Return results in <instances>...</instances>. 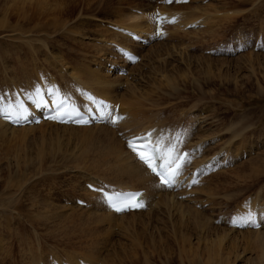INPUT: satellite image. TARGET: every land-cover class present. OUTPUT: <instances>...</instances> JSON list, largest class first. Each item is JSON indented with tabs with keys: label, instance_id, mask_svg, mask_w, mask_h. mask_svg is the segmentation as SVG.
<instances>
[{
	"label": "rangeland",
	"instance_id": "obj_1",
	"mask_svg": "<svg viewBox=\"0 0 264 264\" xmlns=\"http://www.w3.org/2000/svg\"><path fill=\"white\" fill-rule=\"evenodd\" d=\"M37 1L0 0V97L4 99L3 106L4 104L7 105L6 102H8L9 99H11L10 101H12L11 96L13 95L12 93L14 89L12 85H14L15 83L13 81L14 79H16L17 73L20 71V74H23L22 71L29 72L30 68L31 70L34 67V69L40 68L39 72L44 71V74H47V76L49 77L54 75L57 76V73L59 74L61 72L62 74L60 73L57 77L60 76L59 78L61 79L63 76V78H69L70 74L73 76L77 75L78 70L81 68V62H78L76 57H78V59H84L85 57L91 62L90 65L91 69L93 70L98 68V62H105V59L107 58V60H111L110 62H115L117 65H121L123 71L124 69L129 70V68L122 62V60L118 58L119 49L117 44H114L115 41L112 40V38H114L113 34H118V29L121 27L120 25H122L118 23L121 22V20L117 19L118 17L115 14H117L116 12H119V8H122V11H125V13L133 14L135 13V9L133 8H140L139 10H141L142 12L143 7L145 12L152 13L155 10L156 4V1L153 2L152 0H47V2L44 4L41 3L39 0ZM146 4L148 6H146ZM161 4L162 3H160L159 1L157 7L158 5L160 7L164 6L163 4ZM136 6L139 7L137 8ZM147 7H149L150 9H148ZM168 7L175 9L178 8L177 10H183L188 14H194L195 17L197 16L196 18H198V16L201 15L200 12H202V15L198 18L199 20L202 16L207 17L209 15L211 16L210 18L213 17V19H210V22H216L212 25V29L210 31L218 30V32L214 36L210 33L206 34V31H203V28H205L206 26L204 23L202 24V20H204V18H201V20L199 21L201 22V24L197 22L199 25H193L192 28L188 26L189 28L187 27L185 29H188L187 31L180 30L178 26L176 27L175 24H173V26L171 23H169L166 32L167 36L158 38L157 41H149V44L146 46H142V44H140L141 46L135 45L138 50L143 52L142 57L145 56L146 59L141 62L140 58V61L136 64L132 63L130 67L132 68V70L135 71H132V77L137 78L138 76H140L139 72H137V69L134 68V65L139 64L140 67H142L140 71L144 72V74L148 73L150 75L149 79L146 80L149 85L145 88L146 90H148V96L144 100V103L141 104L142 108H144V111H147L148 114H159V117L162 116L160 120L167 122L168 124H170V126L173 125V123L174 125L179 124V126L183 127L181 131H183L188 126L189 119H185L184 117H186L190 113V106H192V104L194 105L195 100L198 101L201 96V94L198 92V86L200 85H202L204 88L203 96L205 97V100L200 104L199 108L196 109H201V111L204 110L206 114L216 113V116H214L217 118L215 119V122L213 124H210L205 129L209 128L211 129L210 132L215 133L213 129H216V131H220L225 127L230 128L229 126L231 125V122H235L238 121V119L244 118V121L242 123V131L247 136L244 135L243 137L241 136L235 139L236 152H238L236 153V156L234 152V155L232 157L234 159H230L231 157L226 158L228 165L226 169L222 170V172H220L219 170V172L214 174L212 171H210L208 173H205L204 176H202L204 178L205 176H208V180L212 184L209 189H214L216 193L211 194L210 198L212 199L203 195H199L201 197L199 201L203 200L205 202H210L212 200H215L219 202V204L216 205L217 207L215 206L213 212L216 215L224 213L227 216L225 221L226 223L223 222L224 225L222 227H225V229H229L228 227L231 226L235 213H237L239 208H242L241 204H243L244 200H246L247 198L251 200L256 199L255 197H258V192L264 195V166L261 165L262 160L256 162L258 163V167L254 163V161L262 154V158L264 159V49H260L262 48V44L264 45V0H191L188 3H183L182 1L181 4L179 2L176 5ZM228 11L233 13L229 14ZM235 11L240 12L238 16H235ZM98 12H100L101 14ZM105 12L110 14H107ZM103 14L109 15V18L102 19V16H105ZM137 14L138 16H140L141 13L137 12ZM152 15L153 14L150 15V18L152 17L151 19L153 20ZM230 16H234L236 18L233 19L232 22L227 21L226 18ZM198 19H196V21ZM83 21L86 23L85 26L88 25L87 27L89 29H86V27L81 24V22ZM88 21L92 23L89 22L87 24ZM228 22H230V24L219 25ZM234 23L238 26L239 29L232 27ZM74 24H78L77 28H75L76 26ZM241 26H245L247 29H243L244 27L242 28ZM83 28L84 30H82ZM85 30L88 32V35H86L87 38H83L84 34L86 33L83 32ZM77 31L79 32L77 33ZM239 32H242L241 35H244V39H238ZM235 33H237L236 36H234ZM102 34L104 36H101ZM71 38L74 41L73 43L71 42ZM197 38H199L200 40ZM201 38L204 39L201 40ZM252 39H254V43L251 42ZM222 41H224V43L222 46L219 47V49L221 51H225V49L230 51L227 53L224 52V54L232 55V53H236L240 48L239 45H243V47H246V49L241 53H237V55H232L229 57H218L214 54H210V50L218 46V44L222 43ZM244 41H247V44H245ZM255 43L257 47L259 46L258 51L255 50ZM47 44H50L52 51L47 48ZM76 45L77 47H75ZM173 46L178 49H171ZM165 47L170 51L166 52V50H164L166 49ZM70 48L75 49H73L74 51H76L74 53L76 54L75 57L70 55ZM154 48L161 49V54H159L160 56L156 57V59H154L153 61L155 64H153L150 59L151 54L153 53L152 49ZM111 52H114V54L110 56ZM181 53L182 56H185V54L191 55V58L193 59L189 63V66L191 65V69H187V71L191 70L189 73V75L191 74L189 76L190 78L183 80L179 79V81H176V83H178L176 86V83L174 84V86H170V83L167 84V82L165 81V78H167L166 74H164L161 70L160 74L158 72L153 73V71L152 73L148 72L152 67L163 68L167 65L170 68V71H173L175 68L185 66L186 62L180 60ZM136 54L138 55V57H140L137 52ZM250 54H254L253 57L255 59V71H251L248 66H246V60H244L243 58L248 57L246 55ZM222 58L229 59L230 61H232L231 63H229V65H226L229 69L232 70L230 71L232 74L236 73V70L233 68L234 64L236 66H243V68H238L239 70L237 69L239 72V74H237V77L239 80L243 81L238 85H245L243 89H240L239 87L236 88L235 86H237V84H235L233 81L232 83H226L231 81H228L226 79V82H224V80L218 78L214 74L217 73L218 70L213 69L212 72H209L206 75L203 73L204 69L202 68V66L203 64H206L208 60ZM196 59H200V61H197ZM54 60L56 61L53 62ZM74 60L77 64L74 62ZM38 61L41 62L43 67ZM36 62L38 65L34 64ZM44 62H48V64ZM198 63L200 64L202 69H200V67L198 69V67L196 66L199 65ZM50 64L51 72L47 73L45 68H48V65ZM20 65L22 66V68ZM28 65H30L29 68L27 67ZM215 65L216 63L214 64V68ZM24 66L28 69H25ZM37 66L39 68H37ZM54 66L56 68H54ZM60 66H63L62 70ZM73 66H75V68ZM112 67L109 68L111 69V71L113 69ZM74 70L77 71V73ZM102 70L105 71V68L102 67ZM33 71L34 70H32V72ZM129 72L123 75V77H127V79H125L126 81L124 80V82L129 81V78H131L129 77ZM29 73H31V71ZM109 73L111 76L113 75L112 72ZM73 76H71V78ZM243 76H251V83L248 84L245 79H241ZM17 77L19 78V73ZM153 81L154 83H152ZM221 81L224 83H222ZM138 82L139 81H137V79L134 80V84ZM129 83L130 81L124 83L125 88L122 87L123 91L129 89ZM10 84L12 86V91H9ZM152 87H154V89ZM157 88L159 90H157ZM236 89H240L241 93H238ZM9 92H11V94ZM207 95H213L214 99L210 98L211 96L208 97ZM26 97L28 99L29 96ZM121 105L122 103L119 104V106ZM181 114H183L182 116L184 117L182 119H179ZM248 115L250 116L249 119L246 118ZM182 121L185 123H183ZM54 127L56 126L54 125L45 127V125H40L37 126L35 129H33L34 127H30L33 129L30 131H21L22 128L0 129V264H13V262L11 261H14L18 264H31L29 261L31 255L34 253L40 254L41 252L43 254V257L55 254L60 258H64L66 255H73V257L76 256L85 259L87 256L85 251L81 249L82 247H80V242L82 241L79 238V235L81 234V232L79 233V231L84 229V226H87L92 221V216L95 215V212L101 214L102 210L96 207L95 209L93 207L90 208L89 206L82 207V210L77 209L74 206L73 200L75 198H84L82 191H80V189H75L77 188L76 186H78V184L80 188L84 187L86 181L83 180V178L81 177H84V175L86 176L89 174L97 176L99 170L93 167V162L91 166H86V168L88 169L87 171L74 170L77 166H73L76 164H74L73 161L75 162L76 158L80 156L83 152H85L86 147L84 144L72 141L68 133L63 132L65 134L64 136L61 131L55 130L58 133L57 134L53 130L55 129ZM14 129L17 130L13 131ZM193 131H195V129H193ZM226 131H223L222 141L219 142V145L221 146H223L226 142L228 143V141L230 140L229 138L231 135L229 134H231V132L227 135ZM55 136H58V140ZM62 136H64V138ZM65 138L67 139V141L64 140ZM61 140L64 142H59ZM243 140H245V144H242L241 148L239 147V142ZM225 145L227 146L228 144ZM245 145L252 148V151L249 148H246ZM76 147H78L77 150ZM73 152H75L76 154H74ZM79 152L80 154H78ZM27 154L28 156H30V158L32 157V160H34V162L38 161L37 159L42 156L43 161L47 163L48 167H46V169L44 170L41 169V171H39L36 165L31 166V162L28 157L26 159H23L25 156H27ZM38 155H40V157ZM20 157L23 159L21 161L22 167L18 170L20 166ZM17 162H19V165H17ZM26 163L27 166H23ZM66 163H68V165ZM68 166L72 167L73 169L69 168ZM81 167L84 168V164L83 166L81 165ZM239 168L241 171L238 170ZM47 170L50 171L48 172ZM11 171H17L18 173H23V175L29 173L30 178L28 177V181L26 182H21V185L26 186V184H30L28 186V191L31 196L36 194L37 196H39L36 198L40 200V202L44 201V203L48 204V208H44L43 210L45 215H47L48 217L39 222L40 226H37L35 224V221H30L32 219L31 216L35 217L36 212L35 209H27L29 208V206L27 205L28 202L26 203L27 198L24 197L22 199L23 202L20 204L19 207L15 209V207L13 206V200L17 197V195L16 197L11 196V198H8L6 196L7 193H10V189L8 190V186L4 183L3 178H5V175L7 176ZM241 172L243 174L245 172L247 176L251 174L254 175H252V177L248 180H240L238 178V175H241ZM91 178L94 177L91 176ZM100 178L101 177L98 175V178H94L93 180H98ZM226 180H233L234 183L230 186L228 184H225ZM197 185H199L197 184V182L192 183L189 188H194ZM189 188L188 190L191 191L192 188ZM4 189H7L8 191ZM238 193L239 197H237ZM234 194L235 201L230 199V196ZM206 199H208L209 201ZM250 204L251 201L249 200L245 202L246 207H249ZM200 207L201 206H195L196 209H199ZM206 207L210 208V204L208 205V203H206L203 206V209H206ZM237 207L239 208L237 209ZM217 208L219 209L217 210ZM4 209H9L10 212H5ZM199 210H201V208ZM147 211L151 213L156 212L157 207L152 206L148 210H146V213ZM159 217L162 218V216L160 215H154V217L128 216V218H126L123 223L117 222V225L114 223V226H111L113 223H111L110 225L108 223L102 224V227L99 226L101 229L99 231V235L103 236L107 232H110L109 235H111L112 237H109V239H111L109 241V244L107 243V248H110V250L114 249L115 252L117 250L121 254V257L124 258L123 262H128L127 264H132L130 263L131 258L128 256L134 255L136 251H143L144 249L148 253V249L146 248L149 246V243H151L152 239H160V236L165 237L166 235L173 236L172 225L169 223L163 225L159 221ZM214 218H216V216ZM214 218L212 217V220L214 221V223H216V220ZM5 223L7 224L5 225ZM81 225L84 226L82 227ZM8 229L11 234H9L10 232L8 231ZM239 231H241L242 233H235L236 237L234 234H232V237L234 238H232L231 244H225L226 251L224 253L225 255H223L222 258L223 261L220 259L219 261H214V263L212 264H262V261L264 260L262 259V254L264 253V239L262 237L264 235H262L260 238V235L248 236L247 231L249 230L247 229ZM113 233H115V235ZM66 234L68 237L66 236ZM76 237L77 239H74ZM68 238L73 240V242ZM196 240V238H192L191 247H196ZM110 242L113 243L110 244ZM123 246H126L127 248V255H125L124 251L121 250ZM174 250L171 252L174 253ZM176 252L177 251H175V253ZM29 254L30 257H28ZM153 255L154 259H152L151 257L150 258L153 261L159 262V264H161V259H163L161 255L159 253H153ZM9 258L11 261L9 260ZM141 258H144V254L143 256L141 255ZM27 259L29 262L27 261ZM21 260H23V262ZM172 264H178L177 258L175 259V261H172Z\"/></svg>",
	"mask_w": 264,
	"mask_h": 264
},
{
	"label": "bare ground",
	"instance_id": "obj_2",
	"mask_svg": "<svg viewBox=\"0 0 264 264\" xmlns=\"http://www.w3.org/2000/svg\"><path fill=\"white\" fill-rule=\"evenodd\" d=\"M39 1L43 4L47 2V0L46 1L39 0ZM159 1H161V0H159ZM159 1H156L154 12H152V13L150 12L151 14H153L152 15L153 20L151 19L152 17L150 18L151 14L145 12L144 7H143L142 12H141V10H139L140 8L139 9L133 8V9H135V13H133V14L125 13V11H122L123 10L122 8H119V12H116L117 14H115V15H117V17H118L117 19L121 20V22H118V20H117V22L122 24V25H120L121 27L118 29V32H117L118 34H113V37L115 39L111 37L112 40L115 41L114 44H117L119 52H121L122 50L132 51L134 53L137 52L140 55L141 62L144 61L146 59V57L145 56L142 57L143 52L138 50L135 46V45L141 46L140 43L138 41H134L130 37V34L135 33V34L141 36L142 38L146 39L147 42L157 41L158 38H162V37L167 36L166 32H167L169 23H171L172 25L175 24L176 27L178 26V28L180 30H185L188 26L192 28L193 25L196 26V24L197 25L201 24V22H199V21L201 20V18H204V20H202V24L204 23L206 27L203 28L204 29L203 31H206V34L210 33L213 36L216 35V33L218 32V30L210 31L212 29V25L216 23L215 21H213L212 23L210 22V19H213V17L210 18L211 16H209V15L207 16L209 18L202 16L199 20L198 18L202 15V12H200L201 15L198 16V18H196L197 16L195 17L194 14H188L187 12H184L183 10L182 11L177 10L178 8L175 9V8L168 7L166 4V1H165L164 6L160 7L158 10V12L160 13L159 15H161L163 17V21L161 22V23H163V25H161V23H160V28L163 27V31H162L161 36L158 35V33H157L158 22L156 21V18L158 17V15L156 16V13H157V4H159ZM108 2H110V1H108ZM43 4H41V5H43ZM148 5H149V3H148ZM148 5L146 4V6H148ZM136 7L138 8L139 6H136ZM147 8L150 9L149 7H147ZM152 8H153V6H152ZM217 11H219V10H217ZM137 12L141 13L140 16H138ZM214 12H216V11H214ZM98 13H100V12H98ZM105 13H107V12H105ZM228 13L232 14L233 12L228 11ZM239 13L240 12L235 11V16H238ZM107 14H110V13H107ZM103 15H105V14H103ZM108 16L109 15L102 16L103 17L102 19L109 18ZM205 18H207V19H205ZM235 18L236 17H234V16H230V17H227L226 20L232 22V20ZM196 19H198V20L196 21ZM89 22L90 21H88L87 24ZM230 22L225 23V24H219V25L230 24ZM90 23H92V22H90ZM246 23H247V21H246ZM81 24L83 26H85L86 23L83 21V22H81ZM74 25L76 26L75 28H77L78 24H74ZM87 26H85L86 29L88 28ZM232 27L239 29L235 23L232 25ZM243 27H242L243 29L246 28L245 26H243ZM82 30H84V28ZM187 30H185V31H187ZM197 30H200V29H197ZM189 31H190V29H189ZM234 31H236V30H234ZM78 32L79 31H77V33ZM83 32H86L85 34L83 33L84 34L83 38L84 37L87 38L86 35H88V32L86 30ZM194 32H193V34H194ZM196 32H198V31H196ZM203 33H205V32H203ZM241 33L242 32H239V38L238 39H244L245 38L244 35H241ZM236 35H237V33H235L234 36H236ZM101 36H104V35L102 34ZM203 36H204V34H203ZM197 39H199V38H197ZM203 39L201 38V40H203ZM231 39H232V36H231ZM89 40H90V38H89ZM102 40H103V38H102ZM110 41H111V39H110ZM71 42L72 43L74 42L72 40V38H71ZM246 42L247 41H244L245 44H247ZM77 45H80V44H77ZM77 45L75 47H77ZM47 48H49V50H51L50 44H47ZM121 48H123V49H121ZM140 48H142V47H140ZM173 48L178 49L174 46L171 49H173ZM70 49H71L70 55L75 57L76 56V54H74L76 52V51H74L75 49L74 48H73L74 50L72 48H70ZM105 50H107V49H105ZM152 50H153V53L151 54L150 59L153 62L154 59H156V57L160 56L159 54H161V51H160L161 49L154 48ZM164 50H166V52L170 51L167 48ZM219 51H221V50L219 49ZM221 52L227 53L230 51L225 49V51L222 50ZM113 54H114V52H111L110 56ZM253 55L254 54H250V55H246L248 57H243L244 60H246V62H245L246 66H248V68L251 71H255V59H254ZM255 57H257V56H255ZM76 58H77L78 62H81L80 63L81 68L78 70V65H77L78 74L74 75V76L70 74L69 78H67V77L63 78L64 76L62 77V75H61L62 79L59 78L60 76L57 77L61 72L59 74L57 73V76L54 75V76L49 77V76H47V74H44V71L39 72L40 68L38 66H37V68H39V69H34L35 65L32 66V67H34V68H32V70H34L33 72L30 68L31 73H29L30 71L29 72L25 71L26 73L24 71H22L23 74H20L21 71L20 72L17 71L19 73V78L17 77L18 73L16 72L17 73L16 79H14V81H13L15 83H14V85H12L14 87L13 93H12L13 95L11 96L12 101H10L11 99H9V101L6 102L7 105L4 104V107L18 108L19 106H23V109H24L23 115L24 116H28L32 112L36 113V111L34 110V104L36 103V97L39 96V92H40L44 97L45 96L46 97L53 96L52 100L54 101L55 106L59 105L66 98L72 97V98L76 99L77 102H79V105L81 108H84L87 111H89L90 109H98L100 111V113L103 115L104 119L107 120L106 124H104V125H95L92 127H74V126H67V125H57L54 123H44L41 126L45 125V127H46V126H54L55 125L56 126V127H54L55 129H53L54 131L56 130V131H61L62 133L63 132L68 133L70 136V139L72 141L85 145V147H86L85 152H83L80 156L77 155L78 157L76 156L77 157L76 161L75 162L73 161L74 164L76 163L73 166H77L76 169H74V170H76V171L77 170H80V171L86 170L87 171L88 169L86 168V166L87 165L91 166L92 162H93V167L95 169L99 170V173H97V176L89 174L86 176L84 175V177H81V178H83V180L86 181V183L84 184V187H81V188L78 184V186H76L77 188H75V189L76 190L80 189V191H82V193L84 195V198H75L74 200L72 199L74 201V202L73 201L72 202L74 203L75 208L82 210L81 209L82 207H80L77 204L78 200H82V201L86 202V204H87L86 206H89L90 208L93 207L94 209H95V207L100 208L103 213L101 212V214H98L95 212L94 213L95 215L92 216V218H93L92 221L87 226L83 225L84 229L79 231V233L81 232V234L79 235L80 237L79 236L78 237L83 242L82 243L79 240V242L81 243L80 247H82L81 249H83L85 251V253L87 254L85 259L79 258L76 256L73 257V255L72 256H70V255L65 256V254H64V256H65L64 258H60V257L56 256L55 254H52L49 256L45 255L46 257H43V254L41 252L40 254L39 253L32 254L31 258L29 260L30 263L31 264H102V263L103 264H127L128 262H123L124 258L121 257V254L117 250L115 252L114 249L110 250V248L109 249L107 248V243L109 244V241L111 239V238L109 239V237L111 236V235H109L110 232H107L103 236L99 235V231L101 230L99 226L102 227V224H106V223H108L109 225L111 223H113L111 226H114V223L117 225V222L123 223L126 220V218H128V216H131V217H140V216H149L150 217V216H152V217H154V215L162 216V218L159 217V221L163 225H165L166 223H169L172 225V227H173V231H172L173 234L172 235L173 236L166 235L165 237L160 236V239H152L151 243H149V246L146 248V249H148V253L145 249L143 251L142 250L136 251L134 255L128 256L131 258L130 263H132V264H159V262L152 260V259H154L153 253H159L161 255V257L163 258V259H161V264H172V261H175L176 258H177L178 264H212V263H214V261H219L220 259L222 260L223 255H225L224 253L226 251L225 250V244L226 243L231 244L232 238H234V237H232V234H234L236 237L237 232H240V233H242V232L237 230V228L233 227L232 226L233 223H231L232 228H231V226H229V227L227 226L229 229H225V227H222L224 225L223 222L226 223L225 221H226L227 216L224 213L219 214L220 215L219 216L213 212L215 206L217 204H219V202H217L215 200H212L210 202H205L203 200L199 201L201 199V197H200L201 195L210 198L211 194L216 193V191L214 189H212V188L209 189L212 186V184L208 180V176L207 177L205 176V178L202 176H204L205 173H208L210 171H212L214 174L219 172V170H220V172H222V170L226 169L227 165H228L226 158L231 157L230 159H232V160L234 159V158H232L234 155V152H235V156H236V153L238 152V151L236 152V144H235L236 140L235 139L238 137H241V136L243 137L244 135H246L242 131L243 130L242 123L244 121V118L238 119V121H235V122H231V125L229 126L230 128L225 127L224 129H221L220 131H216V129L215 130L213 129V131L215 133L210 132L211 129H209V128L205 129L210 124H213L215 122V119H217V118L215 117L216 113L215 114H206L204 110L201 111V109H198V110L196 109V108H199L200 104L202 102H204V100H205V97L203 96L204 95V93H203L204 88L202 85H200V86H198V88H199L198 92L201 94L199 100L198 101L195 100V104L194 105L192 104V106H190L191 107V108H189L190 113L186 117L182 116L183 114H181L180 118L178 117L179 119H182L183 117L185 119H189L188 126H187V128H185L183 130L184 131L183 132V131H181V129L183 127L179 126V124L174 125V123H173V125L170 126V124H168L167 122L160 120V118H162V116L159 117V114H155V113L148 114V112L144 111L145 109L142 108L141 104L144 103V100L148 96V94H147L148 90H146L145 88L149 85L146 80L149 79L150 75L148 73L144 74V72L140 71V69H142V67H140L139 64L134 65L135 66L134 68L137 69V72H139L140 76H138L137 78L132 77V71H134L130 67L132 65V63L127 61L123 55L118 54V58H120L122 60V62L129 68V70L127 69L126 71H128V72L130 71L129 77H131V78H129V81H130L129 86H128L129 89L123 91L122 87L125 88L124 83H127L129 81L124 82V80L127 79V77L125 78V77H123V75H120V73L123 71L121 65H119V64L117 65L115 62H110L111 60L110 59L107 60L108 59L107 58V59H105V62L104 61L98 62L97 63L98 68L93 70V69H91V65H90L91 62L88 59H86L85 57H84V59L83 58L78 59V57H76ZM47 59H48V57H47ZM180 60L183 62H186L185 66H183V67L180 66L178 68H175L173 71H170V68L166 65L163 68L152 67L150 69V71H148V72L152 73V71H153V73L158 72L160 74V70H161L164 74H166L167 78H165L166 79L165 81L167 82V84L170 83L169 84L170 86L171 85L174 86L176 81H179V79H182V80L188 79V78H190L189 76L191 75V74L189 75L191 70L187 71V69H189V68L191 69V67H190L191 65L189 66L190 61L193 60L191 58V55L185 54V56H182V53H181ZM196 60L200 61V59H196ZM50 61H49V63H50ZM55 61L56 60H54L53 62H55ZM107 61H109V62H107ZM202 61H203V59H202ZM38 62H40V61H38ZM74 62H75V60H74ZM231 62L232 61H230L229 59H224V58H222V59H210L206 62V64H203V66H202V68L204 69L203 73L206 75L209 72H212L213 69L218 70L217 73H214L218 78L224 80V82H226V79L228 81H231V82H226V83H232V81H233L235 84H237V86H235L236 88L239 87L240 89H243L245 85L239 86L238 84H240L243 81L239 80L237 77V74H239L238 68H243V66L239 65L240 66L239 67V66H236L234 64L233 68L236 70V73L232 74L230 72L232 70L226 66V65H229V63H231ZM44 63H46V62H44ZM56 63H58V62H56ZM215 63H216V65L214 68ZM29 64H31V63H29ZM34 64L38 65L37 62ZM40 64H41V62H40ZM46 64H48V62ZM153 64H155V63L153 62ZM31 65H33V64H31ZM25 66H24V68H25ZM29 66L30 65H28L27 67L29 68ZM41 66H42V64H41ZM48 66L49 67L45 68V70L47 71V73H50L51 72V70H50L51 64ZM58 66H59V64H58ZM112 66H113V69L111 71V69H109V68H111ZM145 66H147V65H145ZM196 66L198 67V69H199V67H200V69H202L200 64L196 65ZM196 66H195V68H196ZM42 67H41V69H42ZM60 67L62 70L63 66H60ZM73 67L75 68V66H73ZM102 67L105 68V71L102 70ZM21 68H22V66H21ZM24 68H23V70H24ZM28 68H25V69H28ZM52 68H53V65H52ZM54 68H56V67L54 66ZM18 70H19V67H18ZM106 70H107V72H106ZM74 71H73V73H74ZM41 72H43V73H41ZM57 72H59V71H57ZM75 72L77 73V71H75ZM109 72H112L113 75L111 76ZM48 75H50V74H48ZM71 76H73V77L71 78ZM135 78L137 79V81H139L136 84H134V80H136ZM241 79H245L248 84L251 83L250 82L251 76H247V77L243 76ZM9 82H11V81H9ZM224 82H222V83H224ZM152 83H154V81ZM155 83H156V81H155ZM177 84L178 83H176L175 86ZM12 86L10 84L9 91L10 90L12 91V88H11ZM160 86H161V84H160ZM152 88L154 89V87H152ZM158 88H157V90H159ZM240 89L239 90L236 89V91H238V93H241ZM9 93L11 94V92H9ZM22 95H23V97H22ZM213 95H207V96L208 97L211 96L210 98L214 99ZM26 96H29L28 99ZM8 98H9V96H8ZM85 99H88L89 102L86 101ZM93 101H94V105L92 106ZM120 103H122L121 106H119ZM25 105H27V107H25ZM40 105L42 106L44 104L40 103ZM97 105H100V108H98ZM195 109H196V111H195ZM106 111H113L114 115L116 113H120L122 115L123 119L118 124L111 123V122H109V118H107L105 116ZM249 115L246 117L247 119L250 118ZM188 117H190V118H188ZM159 121H161V122H159ZM183 123H185V122H183ZM212 127H213V125H212ZM1 128L12 129L13 127H10L9 125L0 121V129ZM35 128L36 127H34L33 129H35ZM33 129L30 127L29 128H22L21 131H30ZM193 129H195V131H193ZM16 130L17 129H14L13 131H16ZM4 131H5V129H4ZM223 131H226L227 133L226 132L225 133L227 135L231 132V134H229V135H231L229 138L230 140L228 141V143L225 141L226 142L225 144H228L227 146L225 144L223 146L219 145V142L222 141ZM146 133H152L154 139L157 137L162 138L161 139V145H160L161 147H163L165 141H168V140L175 141V138L179 137V143H177V145H176L177 149L190 151V154H191L190 157L191 158L189 159L188 164L191 162L192 172L186 176L185 183H182L181 185H179L180 188L177 190L178 192L173 191L174 189L171 190L169 188L161 186L159 184V182L155 179V177H153L149 173V171L146 169V167L141 162H139L138 157L135 154H133L132 152H130L129 150H127V139L128 138H131L133 136L144 135ZM63 134H61V135H63ZM64 136H65V134H64ZM64 136H62V137L64 138ZM69 136H66V137H69ZM4 137H5V134H4ZM55 137H57V140H58V136H55ZM212 138H213V141H212ZM62 140L59 142H64ZM64 140L67 141L66 138ZM55 143H57V142H55ZM239 143H240L239 147H241L242 144H245V140H243ZM182 145H184V146H182ZM75 146H76V144H75ZM77 148L78 147H76V150H77ZM246 148H249L250 150L252 149L249 146H246ZM73 153L76 154L75 152H73ZM78 154H80V152ZM262 155H260L254 161V163H255V165H257V167H258V163H256V162H259L261 160H262L261 165L264 166V159L262 158ZM38 156L40 157V155H38ZM27 157L30 159L31 166L36 165L38 167L37 169L39 171H41V169L44 170V169H46V167H48L47 163L45 161H43L42 156L37 159L38 161L35 160L36 162H34V160H32V157L30 158V156H28V154L23 159H26ZM23 159L22 158L20 159V166H19L18 170L22 167L21 161ZM72 159H69V160H72ZM24 162H26V161H24ZM68 163H70V162H68ZM68 163H66V164L68 165ZM83 164H84V168L81 167V165L83 166ZM17 165H19V162H17ZM23 166H27V163ZM69 166H70V164H69ZM69 168H72V167H69ZM235 170H237V169H235ZM238 170H240V168ZM27 171H28V169H27ZM242 171H243V169H242ZM43 173H45V172H43ZM98 175L101 178L98 180L97 179L93 180L94 178H98ZM252 175H254V174L247 176V174H245V172H244V174L242 173L241 175H238V178L240 180H248L249 178L252 177ZM91 176H93L94 178H91ZM28 177L30 178L29 173H26L25 175H23V173H18L17 171H11L7 176L5 175V178H3L4 183L8 186V190L10 189L9 190L10 193H7L6 196L8 198H11V196L16 197V195H17V197L13 200L14 205L12 204L15 207V209L20 206V204L23 202L22 199L24 197L27 198L26 203L28 202L27 205L29 206V208H27V209H29V210L35 209V212H36L35 217L31 216L32 219L30 217V219H31L30 221H33V222L35 221V224L37 226H40L39 222L48 217L43 212L44 208H48V204L44 203V201L40 202V200H38L36 198V197H39L36 194L35 195L32 194L33 196H31V194L28 191V186L30 184L29 185L26 184V186L21 185V182L28 181ZM211 180H212V178H211ZM193 181H197V184H199V185L195 186L194 188H192L191 191H189L188 188L193 183ZM88 183L94 185L96 188L108 189V187H109L110 189L111 188H117V189H123V190L129 189V190L143 191L144 192V194H143L144 208L138 212H132L130 214H126V213L125 214H117L115 212H112L105 205L101 196L98 193L91 192L90 190L87 189L88 187H86V186ZM233 183H234L233 180H226L225 184H228L231 186ZM241 186H243V185H241ZM175 187H177V186L175 185ZM4 190L8 191L7 189H4ZM239 193H238L237 197H239ZM241 193H243V192H241ZM159 194H160V197H159ZM257 194H258L257 195L258 197H255L256 199L251 200V199L247 198L246 200H244L243 204H241L242 208H239L240 206L237 207V209L239 208V210L237 211V213H235V216L233 218H238V217L244 216L249 211H251L254 214L255 219H257L259 216H261L262 213L264 212V195L262 193H259V192ZM260 194H261V196H260ZM157 197H159V198H157ZM257 198H258V200H257ZM208 199H206V200H208ZM210 199H212V198H210ZM230 199L235 201V194L231 195ZM247 200L251 201V204L249 205V207L245 206V202H247ZM211 202L214 205H212ZM206 203H208V205L210 204V208L206 207V209H203V206ZM246 204H248V203H246ZM152 206H156L157 211L152 212V213L147 211V213H146V210H148ZM195 206H201L200 207L201 210H199L200 208L196 209ZM10 209H11V207H10ZM218 209L219 208H217V210ZM4 211L8 212L9 209H4ZM235 212H236V207H235ZM233 213H234V211H233ZM3 215H4V213H3ZM215 216H216V218H214ZM218 216H219V218H218ZM8 217H9V215H8ZM212 217L216 220V223H214V221L212 220ZM25 219H26V217H25ZM85 223H87V222H85ZM6 224L7 223H5V225ZM82 224H84V223H82ZM215 224H217V225H215ZM246 227H247V230H249V231H247L248 233L246 232L248 234V236L249 235H256V236L260 235V238H261V236L264 235V228H262L261 231H254L252 229V225H246ZM8 231H9V229H8ZM9 234H11V232ZM67 234H66V236H67ZM113 234L115 235V233H113ZM193 237L197 239L196 240L197 241L196 247H191V244H192L191 242H192ZM70 238H71V235H70ZM262 238L264 239V236ZM74 239H77V237ZM69 240H71V239H69ZM256 240H257V237H256ZM260 240H262V239H260ZM71 241L73 242V240H71ZM14 242H16V241H14ZM60 243H62V242H60ZM111 243H113V242H110V244ZM63 245H64V243H63ZM70 245H71V243H70ZM109 246H111V245H109ZM23 247H24V245H23ZM174 249H176V250H174ZM48 250H50V249H48ZM121 250L124 251L125 255H127L128 252H127L126 246H123ZM173 250H174V253L171 252ZM231 250H232V248H231ZM175 251H177V252L175 253ZM69 253H71V252H69ZM143 254H144V258L142 259L141 255L143 256ZM262 256H263L262 259H264V253L262 254ZM28 257H30V254ZM229 257H231V256H229ZM224 258H225V256H224ZM9 260H10V258H9ZM21 261L23 262V260H21ZM27 261H28V259H27ZM11 262H13V264H18V263H15L14 261H11ZM217 264H219V263H217ZM262 264H264V260L262 261Z\"/></svg>",
	"mask_w": 264,
	"mask_h": 264
},
{
	"label": "snow or ice",
	"instance_id": "obj_3",
	"mask_svg": "<svg viewBox=\"0 0 264 264\" xmlns=\"http://www.w3.org/2000/svg\"><path fill=\"white\" fill-rule=\"evenodd\" d=\"M57 111L60 113L58 118L61 122H67L68 120L85 124L90 122L84 119L80 112L67 110L64 101L57 105ZM23 112V106L18 108L0 106V115H3L6 119H12L13 122H20V120L26 119ZM105 116L109 118L111 123H116L119 119V117L114 116L113 111H106ZM161 139L160 137L154 139L152 133H146L130 139L127 142V146L147 166L151 173L158 177L161 186L173 187L178 183V178L182 176L184 167L189 161L186 154H184L183 160L178 154L176 145L179 143V137H176L175 141H165L163 147L160 146ZM196 182L193 181V183ZM104 195L110 206L117 212L144 207L143 194L139 192L113 191ZM232 223L237 226L239 224L255 225L256 219L254 214L249 211L244 216L234 218Z\"/></svg>",
	"mask_w": 264,
	"mask_h": 264
}]
</instances>
